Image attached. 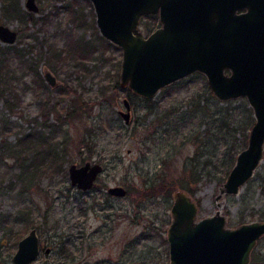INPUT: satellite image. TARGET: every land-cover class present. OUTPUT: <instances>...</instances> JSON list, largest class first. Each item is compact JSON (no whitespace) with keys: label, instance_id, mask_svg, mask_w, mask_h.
Listing matches in <instances>:
<instances>
[{"label":"rangeland","instance_id":"obj_1","mask_svg":"<svg viewBox=\"0 0 264 264\" xmlns=\"http://www.w3.org/2000/svg\"><path fill=\"white\" fill-rule=\"evenodd\" d=\"M35 1L38 4L35 14L47 15L44 23L27 22L25 27L18 18L4 16L0 11V21L18 30L16 40L11 43L26 47L32 43L25 56L43 53L38 69L46 82L40 85L27 69V63L14 59L11 60L14 70L10 74L20 100L8 108L0 95V213L8 212V219L0 222V264H12L11 255L17 239L32 225L36 226L41 242L55 244L60 239L59 234L64 236L72 228L88 233L105 216L113 225L111 234L90 249L84 248L77 259L112 258L119 264H131V260L150 255L155 264L159 260L168 264L169 257L165 259L163 254L165 249L168 253L166 229L171 219L170 205L175 187H182L191 194L198 206L197 216L219 209L225 214L228 225L264 219V148L252 175L237 192L217 195L231 167L222 143L217 145L214 154L219 159L214 163H198V179L188 180L191 178L189 158L197 143L194 134L205 128L197 115L190 116L195 111L196 97L201 104L207 105V102L212 107L230 104L238 109L241 106L237 103L249 105L245 95L231 97L230 101L220 99L209 90L205 75L195 72L161 86L149 100L131 91V117L125 122L118 109L124 108L122 98L127 95L128 88L113 84L120 70L121 47L99 32L91 1L76 0L87 20L93 12L95 29L90 23L78 26L70 21L65 0ZM21 2L24 5V0ZM53 3L57 8H53ZM144 20L145 17L139 19V27L146 31ZM81 34L93 38V49H79L75 38ZM99 34L106 41L99 39ZM0 43L7 42L0 40ZM47 44L60 47L64 54L60 62L48 55ZM69 48L73 52L67 53ZM45 68L55 74V84L46 80ZM209 91L213 97L208 95ZM45 99L49 100L50 109L44 124L39 111ZM149 103L154 104L151 112H147ZM5 123L8 126L2 131ZM232 124H242L235 132L238 137L235 153L241 148L243 132L248 134L249 130L243 122V111L236 113ZM29 128L52 137L54 148L62 152L65 171L61 168L51 173L41 170L31 179L18 175L21 158L14 154L15 151L8 153L6 149H13L17 136ZM87 128L92 131L86 139L89 144L93 142L90 149L81 141ZM207 155H201L200 160ZM33 158V151H30L22 159L28 162ZM86 158L100 161L103 169L96 184L82 190L69 182L67 166L71 161L80 163ZM182 180L185 186L180 184ZM113 183L125 185L127 193H108L106 186ZM135 237L139 238L133 253L136 258L131 259L126 254L121 257L120 250L131 245ZM58 261L56 252L40 251L31 264H56ZM246 264H264V233L258 237Z\"/></svg>","mask_w":264,"mask_h":264},{"label":"water","instance_id":"obj_2","mask_svg":"<svg viewBox=\"0 0 264 264\" xmlns=\"http://www.w3.org/2000/svg\"><path fill=\"white\" fill-rule=\"evenodd\" d=\"M99 32L121 47L118 83L143 97L198 69L206 74L210 90L220 99L245 95L254 119L247 142L220 185L219 193L237 192L253 173L264 148V0H90ZM36 11L35 0H24ZM241 9V10H240ZM159 10L163 24L147 35L139 27L140 15ZM17 28L0 21V40H16ZM227 69V71H226ZM50 84L55 74L45 68ZM118 112L130 121V98L123 96ZM100 161L85 159L67 166L69 182L86 189L96 183ZM108 193L123 195L121 183L108 184ZM198 206L182 187L172 190L171 219L167 225L168 264H246L264 219L226 224L219 209L197 216ZM50 245L40 242L32 225L18 240L12 264H27Z\"/></svg>","mask_w":264,"mask_h":264},{"label":"trees","instance_id":"obj_3","mask_svg":"<svg viewBox=\"0 0 264 264\" xmlns=\"http://www.w3.org/2000/svg\"><path fill=\"white\" fill-rule=\"evenodd\" d=\"M58 5L53 3V8H57ZM65 9L69 11V20L74 22L76 25L81 26L82 24L90 23L95 29L93 12L91 11L90 18H87L82 13L81 4H78L76 0H65L64 2ZM0 11L4 16L7 17H16L22 23L23 26H28L27 22H41L44 23L46 21L47 15H36L35 11L27 9L21 2V0H0ZM55 12V10H54ZM97 37L101 40L106 39L101 35H97ZM91 37L85 38L84 35H78L75 38L79 49H93L95 44H93ZM45 43L44 40L41 41ZM40 44V46L42 45ZM50 57H54V59L58 62L61 61L64 56L60 47L47 44ZM32 46V43L29 47ZM29 47L19 46L17 43H0V95L3 96L4 105L8 108H12L15 106L17 102H19L20 98L15 92V84H13V77L10 74L12 70H14V65L11 66V60L19 59L20 62L27 63V69L32 73L33 78L37 79L40 85H46V82L43 79V75L41 71L38 69V62L42 56V52L37 54V56H25L26 51L28 52ZM79 50V51H80ZM73 52L72 48H69L67 53ZM83 54L80 52V59L83 60ZM23 75V74H21ZM25 81V80H24ZM114 86H117L118 79H114ZM128 88L127 95H132V92L129 91ZM134 93V92H133ZM136 94V93H134ZM139 95V94H138ZM208 95L213 97L211 91L208 92ZM141 96V95H140ZM143 97V96H142ZM208 97V96H207ZM206 97V98H207ZM144 99L149 100L150 97H143ZM225 101H230L231 99H223ZM217 100L214 99L213 102ZM207 105L199 103V97H196V101L194 106L195 111L190 113V116L197 115L199 119H201L202 123H205L204 130H197L194 134V138L197 139V143L195 145L196 149L192 156L189 158V166L191 169V178L188 180L190 182H195L198 179L199 171L197 168L199 167L198 163H210L211 161L216 162L219 157H214L216 153V148L219 144L222 143L224 145V150L228 154L230 158L229 166L232 165L234 161L235 153L234 148L238 145V137L235 135V132L242 126H234L232 124L233 118L236 113H240V110L243 111V122L251 126V123L254 119V116L251 114L252 110L246 102L237 103V106H241V108L231 106L230 104L221 106L215 105L214 107L210 106L207 102ZM50 109L49 100L45 99L40 106V113L43 116L42 122L45 124L46 118H48V111ZM154 110V104L149 103L147 106V112H151ZM66 112H69L66 109ZM198 112V113H197ZM158 116V114H156ZM163 122V121H159ZM200 124V123H199ZM8 125L5 123L2 126V131L5 130ZM88 132L84 133L81 137V141L86 145L87 149L93 145V142L89 144L87 141L89 139V135H92V131L90 128H87ZM203 132V133H202ZM242 144L243 147L246 144L247 131L243 132L242 135ZM87 139V140H86ZM2 144V143H1ZM15 147L13 149L8 148L6 151L8 153H13L15 151V155L20 160V169L18 175L28 176L29 179L33 177V174L37 172H41V170L46 172H53L61 168L65 171V166L62 164V152L58 149L54 148V141L52 137L49 135H45L41 130L29 128L27 130H23L20 135L17 136L15 141ZM213 144V146H212ZM6 146L8 144H5ZM218 145V146H217ZM213 148V149H212ZM33 151V159L32 161L25 162L23 156L25 154L29 155V152ZM35 152V153H34ZM204 153H208L203 160H200V156ZM225 153V152H224ZM225 153V154H226ZM227 159V156L225 160ZM37 160V161H36ZM44 160V161H43ZM223 162V160H222ZM224 163V162H223ZM231 164V165H230ZM228 166V167H229ZM228 170V169H227ZM228 172V171H227ZM189 182V183H190ZM181 185L185 186V183L180 182ZM191 187V186H190ZM189 187V189H190ZM192 189V188H191ZM190 189V190H191ZM168 195L170 194V189L168 190ZM82 212V208H80ZM85 212V209H83ZM8 219V212L0 213V222H4V220ZM47 221V218L44 219V222ZM113 225L110 223V218L105 216L101 223L97 224L94 228L89 230L88 233H84L81 231H76L77 229H70L69 231L63 234H59V241L55 244H51V252L54 251L58 254L60 261L56 264H119V261H114L112 258H104V259H94L92 261L86 259H77L76 257L81 254L84 248H91L95 246L96 243L100 242L105 238L107 234H111L109 232ZM83 232V233H82ZM17 233V232H16ZM20 235L18 232L16 235ZM165 240V238L163 239ZM139 241V238H132L131 245L123 246L120 250V256L123 257L125 254L131 256V259L136 257L133 256L135 244ZM128 244V243H127ZM123 255V256H122ZM150 256V255H149ZM149 256H142V258L131 260V264H155L153 258ZM168 253L167 249L164 250L163 258H167ZM103 260V261H102ZM102 262V263H101ZM156 264H162V261L159 260Z\"/></svg>","mask_w":264,"mask_h":264},{"label":"flooded vegetation","instance_id":"obj_4","mask_svg":"<svg viewBox=\"0 0 264 264\" xmlns=\"http://www.w3.org/2000/svg\"><path fill=\"white\" fill-rule=\"evenodd\" d=\"M241 10V9H240ZM141 17H145L146 18V20H144V23H145V25H146V31H143L142 29V32H143V34L144 35H147L150 31H152L154 28H156L157 26H160V25H162L163 24V22H162V20L160 19V13H159V10H157V11H148V12H144V13H142L141 15H140V18ZM226 71H227V69H226ZM195 72H197V73H202V74H204L205 75V78H206V74L203 72V71H201V70H198V69H195V70H192V71H190V72H188L187 74H185L184 76H186V75H189V74H191V73H195ZM184 76H182V77H184ZM182 77H180V78H182ZM179 79V78H178ZM206 83H207V81H206ZM207 86H208V84H207ZM208 88H209V86H208ZM209 90H210V88H209ZM130 106H131V101H130ZM86 159H89V158H86ZM85 160V159H84ZM91 160V159H90ZM91 161H93V160H91ZM83 162V161H82ZM103 169V168H102ZM102 171V170H101ZM100 171V172H101ZM99 172V173H100ZM98 173V174H99ZM98 174L96 175V179H97V176H98ZM96 184V183H95ZM94 186V185H93ZM93 186H91V187H93ZM125 186V185H124ZM91 187H89V188H91ZM126 187V186H125ZM78 188V187H77ZM89 188H86V189H89ZM79 189H82V188H79ZM86 189H82V190H86ZM127 187H126V193H127ZM125 193V194H126ZM251 220V219H250ZM231 226H233V225H231ZM30 228V227H29ZM28 228V229H29ZM23 235V234H22ZM21 235V236H22ZM21 236H19V238L21 237ZM18 238V239H19ZM17 239V240H18ZM167 239V238H166ZM258 239V238H257ZM40 240V239H39ZM41 242V241H40ZM168 242V241H167ZM44 244H47V243H44ZM256 244V243H255ZM16 245H17V242H16ZM48 245H50V244H48ZM42 246L40 245V251H42V248H41ZM16 248V247H15ZM50 248H51V246H50ZM15 250V249H14ZM252 250V249H251ZM50 251H51V249H50ZM49 251V252H50ZM49 252H46V253H49ZM251 253V252H250ZM39 254V253H38ZM169 257V256H168ZM250 259V258H249ZM249 261V260H248ZM168 262H169V260H168ZM32 263V259L30 260V261H28V263L27 264H31Z\"/></svg>","mask_w":264,"mask_h":264}]
</instances>
